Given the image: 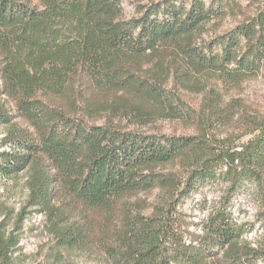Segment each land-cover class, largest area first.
<instances>
[{
	"label": "trees",
	"instance_id": "1",
	"mask_svg": "<svg viewBox=\"0 0 264 264\" xmlns=\"http://www.w3.org/2000/svg\"><path fill=\"white\" fill-rule=\"evenodd\" d=\"M238 1H153L127 18L122 0H0L8 149L0 173L27 175L31 205L53 233L55 264L71 253L92 264L264 263V239L247 245L231 212L198 223L177 210L180 197L206 182L230 193L248 184L264 209V116L248 122L255 132L239 150L216 153L200 136L94 120L108 107L145 124L174 116L180 88L204 94L193 119L235 122L224 90L264 65V8L208 43L200 39L208 24L242 9ZM18 232L0 225V264L12 259Z\"/></svg>",
	"mask_w": 264,
	"mask_h": 264
},
{
	"label": "rangeland",
	"instance_id": "2",
	"mask_svg": "<svg viewBox=\"0 0 264 264\" xmlns=\"http://www.w3.org/2000/svg\"><path fill=\"white\" fill-rule=\"evenodd\" d=\"M153 1L160 0H122L126 17H135L139 8ZM238 2L242 9L234 8L223 19L208 24L200 42L208 43L215 36L234 29L245 18L255 16L260 9L264 8V0H239ZM175 92L179 100L177 105L182 112L174 116H160L157 117L158 120L145 124L146 118L137 122L128 112H112L108 107V109H99L94 120L99 125L110 122L127 130L138 129L167 136H200L203 140L209 141L215 153L239 150L240 146L245 144L255 132V125L252 121L248 122L253 117L264 116V65L256 75L240 84H232L224 90L226 105L238 112L235 122L228 123L222 120L224 125L221 126L210 122H198L197 119H193V116L198 115L201 118L204 94L196 90L180 88ZM1 98V100L7 99L4 95ZM111 102L112 99L109 98L107 104ZM8 103L13 108V103L9 100ZM6 131V128L0 125V154L8 151L5 143ZM170 169L171 167L168 166L163 171ZM180 176L184 179L181 190L184 187L186 175L183 173ZM27 182L26 174L7 178L0 173V225L7 233L12 231L15 233L19 229L16 233L19 243L8 263L55 264L56 250L53 233L39 208L31 205V191ZM227 190L228 185L223 183L206 182L198 189L180 197L177 210L187 221L201 223L215 211L225 209L231 212L237 226H243L245 232L242 238L246 244L251 248H258L264 239V209L256 189L245 184V187H240L235 192L230 193ZM65 260L66 264H92L84 256L75 253L69 254ZM252 264L264 263L257 260Z\"/></svg>",
	"mask_w": 264,
	"mask_h": 264
}]
</instances>
